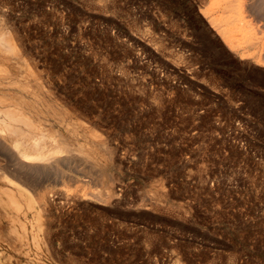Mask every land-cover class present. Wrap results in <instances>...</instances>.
Instances as JSON below:
<instances>
[{
    "label": "rangeland",
    "instance_id": "rangeland-1",
    "mask_svg": "<svg viewBox=\"0 0 264 264\" xmlns=\"http://www.w3.org/2000/svg\"><path fill=\"white\" fill-rule=\"evenodd\" d=\"M263 1L0 0V264H264Z\"/></svg>",
    "mask_w": 264,
    "mask_h": 264
},
{
    "label": "bare ground",
    "instance_id": "bare-ground-1",
    "mask_svg": "<svg viewBox=\"0 0 264 264\" xmlns=\"http://www.w3.org/2000/svg\"><path fill=\"white\" fill-rule=\"evenodd\" d=\"M260 2H261V1H260ZM263 2H264V1H263ZM250 4H251V3H250ZM224 7H225V6H224ZM263 14H264V13H263ZM222 28H224V27H222ZM227 28H228V27H227ZM224 29H225V28H224ZM224 29H223V30H224ZM227 30H228V29H227ZM248 38H249V37H248ZM248 38H247V39H248ZM247 41H248V40H247ZM245 44H247V42H246ZM245 44H243V45H245ZM249 47H250V46H249ZM243 48H244V47H243ZM1 55H2V53H1ZM6 56H7V55H6ZM2 69H3V68L0 67V71H1ZM3 70H5V69H3ZM17 111H18V110H17ZM21 113H22V112H21ZM15 114H17V113H15ZM19 115H20V113H19ZM23 115H24V114H23ZM22 118H23V117H22ZM37 124H38V123H37ZM0 125H1V124H0ZM30 125H31V123H30ZM30 125H29V128H30ZM33 125H34V124H33ZM2 127H6V126L2 125ZM31 127H32V126H31ZM36 127H37V126H36ZM6 129H8V127H7ZM16 131L19 133V131H18L17 129H16ZM3 133H4V132H3ZM16 134H17V133H16ZM20 134L22 135V133H20ZM23 134H24V132H23ZM3 135H4V134H3ZM26 135H27L26 137H28V134H27V133H26ZM20 137H21V136H20ZM10 138H11V137H10ZM18 138H19V136H18ZM29 138H30V137H29ZM3 139H4V138H3ZM11 139H13V138H11ZM21 139H22V137H21ZM32 139H34V138H32ZM32 139H31V140H32ZM14 140H15V139H14ZM14 140H13V142H15ZM24 140H25V139H24ZM26 140H28V139H26ZM36 140H37V139H36ZM51 140H52V139H51ZM17 141H18V140H17ZM17 141H16V143H17ZM5 142H7V141H5ZM18 142H19V141H18ZM25 142H26V141H25ZM29 142H30V139H29ZM34 142H35V139H34ZM60 142H62V141H60ZM16 143H15V144H16ZM27 143H28V141H27ZM27 143H26V146L28 145ZM5 144H6V143H5ZM9 144H10V143H9ZM13 144H14V143H13ZM57 144H58V142H57ZM19 145H21V144H19ZM19 145H18V146H19ZM33 145H34V144H33ZM35 145H36V143H35ZM10 146H11V145H10ZM26 146H25V150H26ZM46 146H47V145H46ZM22 147H23V146H22ZM55 147H56V146H55ZM55 147H54V148H55ZM58 147H59V146H58ZM60 147H61V146H60ZM60 147H59V149H61ZM23 148H24V147H23ZM23 148H22V150H23ZM33 148H34V147H33ZM48 148H50V147H48ZM54 148H53V149H54ZM20 149H21V146H20ZM51 149H52V148H51ZM51 149L48 150V151H50V152L52 153V150H51ZM57 149H58V148H57ZM16 150H17V149H16ZM16 150H15V152H16ZM27 150H28V149H27ZM1 151H2V150H1ZM19 151L21 152V150H19ZM31 151H32V150H31ZM42 151H43V150H42ZM48 151H46V152H48ZM53 151H54V150H53ZM20 152H18L17 155H18ZM26 152H27V151H25V153L22 152L23 155L26 154L24 158H25V159L27 158V159L24 160V161H28V157H26V156H29V157L32 156L31 153H29V152L26 153ZM43 152H44V151H43ZM22 153H21V155H20L21 157H22ZM32 153H33V152H32ZM39 153L41 154V152H39ZM36 154H38V153H35V156H34L35 158H33V157H30V158H32L33 160H35V159L37 158V157H36ZM40 154H39V155H40ZM42 154H44V153H42ZM15 156H16V155H15ZM20 156H19V157H20ZM42 156H43V155H42ZM42 156H40V157H42ZM46 156H47V154H46ZM46 156H44V157H46ZM8 157H9V155H8ZM44 157H43V158H44ZM19 159H20V158H19ZM19 159H18V160H19ZM21 159H22V158H21ZM32 159H30V160H32ZM37 159H38V158H37ZM44 159H46V158H44ZM22 160H23V159H22ZM39 160H40V158H39ZM27 163H28V162H27ZM7 164H9V163H7ZM16 164H18V163H16ZM14 165H15V164H14ZM29 165H30V164H29ZM17 166H18V165H17ZM13 167H15V166H13ZM30 167H31V166H30ZM1 168H2V167H1ZM4 168H5V167H4ZM9 168H11V167H9ZM15 168H16V167H15ZM31 168H32V167H31ZM6 169H7V168H6ZM21 169H22V168H21ZM9 170H10V169H9ZM15 170H17V169H15ZM2 171H3V169H2ZM4 171H5V170H4ZM4 171H3V172H4ZM5 172H6V171H5ZM5 172H4V174H5ZM9 172H10V171H9ZM16 172H18V171H16ZM12 173H14V172H11V174H12ZM9 174H10V173H9ZM9 174H8V175H9ZM18 174H19V173H18ZM20 174H21V172H20ZM1 175L3 176V174H1ZM14 175H15V174H14ZM14 175L12 174L11 176H14ZM18 176H19V175H18ZM14 177H15V176H14ZM14 177H12V178L14 179ZM18 178H19V177H18ZM21 178H22V177H21ZM1 179H3V177H2ZM13 179H12V180H13ZM6 181H7V180H6ZM9 182H10V181H9ZM9 182H8V183H9ZM21 182H22V181H21ZM9 184H10V183H9ZM7 185H8V184H7ZM11 188H12V187H11ZM33 196H34V195H33ZM10 202H11V201H10ZM12 203H13V202H12ZM11 206H12V204H11ZM14 207H15V206H14ZM18 207H19V206H18ZM17 210H18V209H17ZM24 216H25V215H24ZM2 218H3V216H2ZM24 218H25V217H24ZM15 222H16V221H15ZM23 228H24V227H23ZM0 230H1V229H0ZM20 233H21V232H20ZM24 234H25V233H24ZM35 239H36V238H35ZM23 242H24V240H23ZM14 248H15V247H14Z\"/></svg>",
    "mask_w": 264,
    "mask_h": 264
}]
</instances>
